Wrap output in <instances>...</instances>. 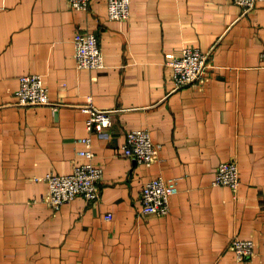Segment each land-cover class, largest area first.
Wrapping results in <instances>:
<instances>
[{
    "label": "crops",
    "instance_id": "obj_1",
    "mask_svg": "<svg viewBox=\"0 0 264 264\" xmlns=\"http://www.w3.org/2000/svg\"><path fill=\"white\" fill-rule=\"evenodd\" d=\"M130 1L120 22L106 0L87 11L0 0V264H264V3L245 14L231 0ZM78 31L96 34L105 68L78 67ZM185 46L213 51L203 88L176 89L166 61ZM32 74L51 105H15L19 78ZM89 103L111 111L101 134L87 130ZM138 129L162 146L151 167L124 155ZM89 136L104 169L100 200L55 211L45 177L85 163ZM226 161L241 171L236 193L213 185ZM157 177L179 182L167 217L140 213ZM236 237L255 241L253 257L237 259Z\"/></svg>",
    "mask_w": 264,
    "mask_h": 264
},
{
    "label": "built area",
    "instance_id": "obj_2",
    "mask_svg": "<svg viewBox=\"0 0 264 264\" xmlns=\"http://www.w3.org/2000/svg\"><path fill=\"white\" fill-rule=\"evenodd\" d=\"M92 0H67L73 10L87 11ZM110 20L126 21L131 15L130 0H106ZM242 8L245 14L252 12L258 3L264 0H231ZM75 57L79 68L97 70L105 68L104 54L99 40L93 32L78 31L74 37ZM213 51L204 52L196 46H185L180 55L171 56L166 64L172 69L173 82L176 89L203 88L213 78L215 66ZM19 89L15 92V105L20 107H38L51 105L48 87L43 76L39 74L24 75L19 78ZM83 107L88 114L86 121L90 134L103 133L111 126V111L100 110L91 103ZM85 145L78 155L85 159V163L74 165L70 174L60 175L51 173L45 177L48 192L43 201L53 210H59L65 203L82 196L89 202L100 200L99 184L103 180L104 169L95 163L92 137L80 140ZM162 146L153 141L148 129L131 130L127 132L123 152L126 157L147 167L153 166L160 159ZM214 186H225L236 193L241 185V171L235 161L219 164ZM179 193L177 178L157 177L148 181L141 192L143 215L167 217L171 213V203ZM112 214L106 216L111 220ZM238 260L251 258L256 253L254 240H244L236 237L230 244Z\"/></svg>",
    "mask_w": 264,
    "mask_h": 264
}]
</instances>
